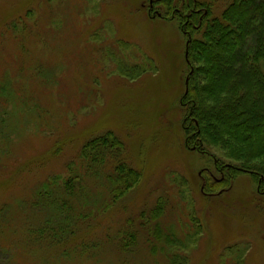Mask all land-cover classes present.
Masks as SVG:
<instances>
[{"label": "rangeland", "instance_id": "1", "mask_svg": "<svg viewBox=\"0 0 264 264\" xmlns=\"http://www.w3.org/2000/svg\"><path fill=\"white\" fill-rule=\"evenodd\" d=\"M158 1L0 0V82L17 91L0 99V264H119L128 220L139 237L130 264H169L141 226L162 200V230L184 237L170 245L173 264H264L260 178L230 180L239 166L223 149L188 141L183 97L195 68L180 13L190 0L171 10ZM199 1L221 17L234 0ZM109 133L138 182L105 208L115 186H129L109 191L87 177L91 217L60 244L31 241L29 224L42 221L29 209L36 189L69 176L82 148Z\"/></svg>", "mask_w": 264, "mask_h": 264}, {"label": "trees", "instance_id": "2", "mask_svg": "<svg viewBox=\"0 0 264 264\" xmlns=\"http://www.w3.org/2000/svg\"><path fill=\"white\" fill-rule=\"evenodd\" d=\"M174 1L158 2L171 10ZM182 10L180 15L187 11L182 31L188 37L189 57L195 68L183 97L188 105L185 118L191 123L188 141L197 151L204 145L223 149L226 157L239 166L226 170L227 173L222 171L230 180L241 171H249L253 177L260 178L259 185L263 186L264 0H234L221 17H214L212 7L199 0L185 1ZM157 17L166 16L157 14ZM35 69L42 86H47L46 77H40V66ZM3 96L16 99L17 91L2 80L0 99ZM26 98L28 101L21 102L24 108H30L29 96ZM1 134H4L3 130ZM116 142L120 143L110 133L93 139L68 164L69 176L46 180L36 189L35 200L29 204V209L42 215V221L29 224L27 232L31 241L50 246L60 244L66 231H73V224L91 217L94 202L85 189L87 177L104 180L109 191L118 181L129 186H115L105 208L115 205L138 182L139 172L130 169L122 160V153L115 150ZM164 208L163 200L158 202L148 224L141 222V226L149 231L147 244L162 256V260L167 259L173 264L177 255L168 251L170 245L177 244L176 239L180 236L176 237L178 231L175 228L162 230ZM127 223L125 236L118 241L123 252L119 264H130L129 254H133L138 245L134 220ZM183 238L180 239L182 242ZM91 249L93 247L87 250Z\"/></svg>", "mask_w": 264, "mask_h": 264}, {"label": "flooded vegetation", "instance_id": "3", "mask_svg": "<svg viewBox=\"0 0 264 264\" xmlns=\"http://www.w3.org/2000/svg\"><path fill=\"white\" fill-rule=\"evenodd\" d=\"M154 7H153V4H151V9H153ZM158 13V12H157Z\"/></svg>", "mask_w": 264, "mask_h": 264}]
</instances>
